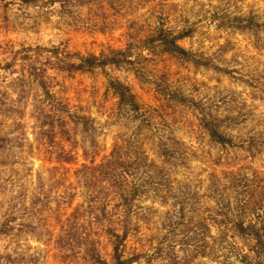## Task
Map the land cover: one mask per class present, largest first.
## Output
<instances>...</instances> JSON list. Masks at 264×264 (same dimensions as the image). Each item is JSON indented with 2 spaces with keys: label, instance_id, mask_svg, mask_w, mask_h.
I'll use <instances>...</instances> for the list:
<instances>
[{
  "label": "rangeland",
  "instance_id": "rangeland-1",
  "mask_svg": "<svg viewBox=\"0 0 264 264\" xmlns=\"http://www.w3.org/2000/svg\"><path fill=\"white\" fill-rule=\"evenodd\" d=\"M70 1L61 7V0H46V5L39 8L37 4L0 0V135L8 138L4 148H0V218L9 217L12 225L8 233L0 234V264H94L84 250L90 236L97 240L100 254L110 259L111 244L99 222L90 227L84 219H78L68 229L67 238L57 245L55 237L61 222L82 199L83 189L73 173L78 163L54 159L71 150L80 154L81 148L73 139L89 138L92 134L96 160L118 138L140 135L141 142L150 144L151 132L145 126L139 127L118 105L108 84L110 79L128 84L138 102L152 111L154 121L166 136L177 140L173 143L177 157L174 163L165 165L174 181L179 180L174 183L177 187L190 183L199 188V194L204 193L208 173L215 167L214 162L224 156L240 157L246 167L264 171V150L246 158L238 148H221L209 140L190 105L201 104L219 114H233L237 118H232L233 136H246L261 128L264 33L216 27L208 19L213 8L206 3L217 0H119L120 6L118 0H113L111 7L103 2ZM221 2L252 10L264 21V0ZM104 12L112 14L116 21L112 28L101 32L93 23ZM132 18L137 20L131 22ZM158 21L173 29L193 26L192 35L181 39L180 44L231 72L195 65L157 48H141L138 37ZM127 42L132 52L131 64L72 73L48 70L54 97L67 104L70 111L90 118L86 134L81 133L79 125L73 127L67 122L61 129L66 133L60 135L57 129L54 141L48 142L34 117L35 107L43 101L41 90L34 81L17 78L25 67L23 54L39 65L44 59L38 55V46L57 45L69 52L98 54L108 48H124ZM140 225L138 234L128 236L124 252L130 256L144 246L149 254H141L131 264H240L228 255L201 257L192 251L193 246L192 252L186 253L187 243L176 247L179 258L175 262L163 261L151 255L159 218L153 216ZM215 231L211 229L212 234ZM235 240L246 248L245 241Z\"/></svg>",
  "mask_w": 264,
  "mask_h": 264
},
{
  "label": "trees",
  "instance_id": "trees-1",
  "mask_svg": "<svg viewBox=\"0 0 264 264\" xmlns=\"http://www.w3.org/2000/svg\"><path fill=\"white\" fill-rule=\"evenodd\" d=\"M221 1L206 3L208 8H213L208 19L216 27L264 33V21L258 19V14ZM13 2L37 4L39 8L46 5V0ZM68 2L71 1L61 0V7L68 6ZM73 2H103L109 7L113 5V0ZM111 15L104 12L102 18L93 23L98 31L104 32L113 27L116 20ZM130 20L133 22L137 19ZM193 32V26L173 29L158 21L140 35L138 41L141 48H157L195 65L231 72L229 68L213 63L209 57L180 44L181 39L191 36ZM38 48V55H43L44 63L41 60L37 65L35 59L23 54L21 59L25 62V67L17 78L20 81L28 78L41 90L43 101L35 107L34 116L39 121L41 135L52 143L57 129L60 135L66 133L61 129L67 122H71L73 127L79 125L81 133L86 134L90 126L89 116L70 111L67 104L54 97L48 84V70L72 73L131 64L133 59L130 44L127 42L124 48H108L98 54L69 52L57 45ZM108 84L118 99V105L137 121L139 127H147L152 139L146 146L141 142L140 135L118 138L112 143L110 150L96 160L97 154L93 150L96 141L92 134L89 138L73 139L81 148L80 154L71 150L66 156L57 154L54 157L56 162L78 163L73 173L76 182L79 181L83 189L80 194L82 199L72 206L58 232L56 231L57 245L67 238L68 229L78 219H84L90 227L99 222L111 244L110 259L100 254L98 242L93 236L86 241L85 255L94 264H131L141 254L149 253L141 246L132 255H126L124 248L128 236L138 234L141 223H147L153 216H157L159 230L155 235L151 255L163 261L175 262L179 258L176 247L187 243L189 249H185L186 253L193 251L201 257L217 255L218 258L228 255L240 264H264V171L246 167L240 157L224 156L214 162L215 167L208 173L204 193L199 194V188L191 187L190 183V187L188 184L177 187L175 184L179 180L174 181L168 166H165L166 163H174V158L177 157L175 137L166 136L158 126L159 123L154 121L152 111L138 102L128 84L117 79H110ZM20 86H23L22 82ZM190 105L196 113L197 123L209 140L221 148H238L245 153L246 158L254 157L264 150V125L246 136H233L231 128L235 127L233 121L237 119L233 114H219L201 104ZM235 138L239 140L236 141ZM7 139V135H0V148H4ZM75 195L76 192L71 199ZM10 222L9 217L0 218V234H6L12 229ZM211 229H215L216 233L212 234ZM236 238L245 241L246 248L240 246ZM191 240L193 245H190ZM190 246H193L192 251ZM59 247L62 248V245Z\"/></svg>",
  "mask_w": 264,
  "mask_h": 264
}]
</instances>
